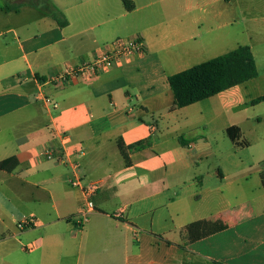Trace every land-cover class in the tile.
Instances as JSON below:
<instances>
[{
  "label": "crops",
  "instance_id": "1",
  "mask_svg": "<svg viewBox=\"0 0 264 264\" xmlns=\"http://www.w3.org/2000/svg\"><path fill=\"white\" fill-rule=\"evenodd\" d=\"M252 1L0 0V164L13 160L0 168V264H264L262 184L245 186L210 135L247 82L178 108L168 81L249 46ZM136 38L144 53L124 64L51 82ZM63 134L70 162L47 160ZM143 141L126 165L119 143Z\"/></svg>",
  "mask_w": 264,
  "mask_h": 264
},
{
  "label": "rangeland",
  "instance_id": "2",
  "mask_svg": "<svg viewBox=\"0 0 264 264\" xmlns=\"http://www.w3.org/2000/svg\"><path fill=\"white\" fill-rule=\"evenodd\" d=\"M248 17L244 25L247 29V43L255 52L259 64V75L242 86L243 101L235 98L226 100L229 111L222 109L213 118L211 136L218 143L219 151L228 157L230 167L242 172L245 186L257 187L261 183L260 172L264 171V102L252 105L251 101L264 95V0L247 4ZM236 125L242 129L240 144L232 143L225 131L226 126ZM240 175V174H238ZM40 263L38 253L33 254ZM72 258H47L42 264H78L77 253Z\"/></svg>",
  "mask_w": 264,
  "mask_h": 264
},
{
  "label": "trees",
  "instance_id": "3",
  "mask_svg": "<svg viewBox=\"0 0 264 264\" xmlns=\"http://www.w3.org/2000/svg\"><path fill=\"white\" fill-rule=\"evenodd\" d=\"M122 1L127 11L134 10L133 0ZM26 2L28 0H24V3ZM29 3L35 5L33 1ZM7 10H11V8H7ZM46 10L51 12L48 8ZM63 24L61 23V25ZM258 74L257 64L251 48L249 46H239L224 55L172 75L168 78V81L173 94L174 105L178 108H184L256 79ZM262 102H264V95L251 101L254 106ZM226 133L235 144L241 138V131L237 126L229 127ZM147 144V141H143L125 147L122 143H119V149L126 165L131 164L128 152L142 149ZM10 162H13V160L1 163L0 168L10 169L8 167ZM260 178L264 189V171L261 172Z\"/></svg>",
  "mask_w": 264,
  "mask_h": 264
},
{
  "label": "built area",
  "instance_id": "4",
  "mask_svg": "<svg viewBox=\"0 0 264 264\" xmlns=\"http://www.w3.org/2000/svg\"><path fill=\"white\" fill-rule=\"evenodd\" d=\"M145 46L141 39L136 38L133 40L118 39L110 45V50L99 54L94 60L86 62L76 68L64 70L57 75L53 76L51 82L53 84H64L68 81L77 78L85 77L90 78L100 72L108 71L109 69L120 66L138 54L144 53ZM61 145V153L56 157V152L52 148H47L43 151V156L47 160H58L60 162H70L67 155L66 144L68 137L63 134ZM83 154V151L80 152ZM81 180H77L75 185L80 186ZM97 183L89 184L83 187V194L87 197L86 205L83 208V214L87 216L94 210V204L90 200L91 196L98 190ZM35 223L34 218L25 219L18 224L21 229L31 227Z\"/></svg>",
  "mask_w": 264,
  "mask_h": 264
},
{
  "label": "bare ground",
  "instance_id": "5",
  "mask_svg": "<svg viewBox=\"0 0 264 264\" xmlns=\"http://www.w3.org/2000/svg\"><path fill=\"white\" fill-rule=\"evenodd\" d=\"M3 168V167H2Z\"/></svg>",
  "mask_w": 264,
  "mask_h": 264
}]
</instances>
